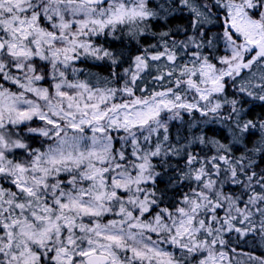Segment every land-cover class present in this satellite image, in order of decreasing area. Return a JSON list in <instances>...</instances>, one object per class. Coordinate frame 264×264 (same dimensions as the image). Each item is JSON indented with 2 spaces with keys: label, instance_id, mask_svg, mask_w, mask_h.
<instances>
[{
  "label": "snow or ice",
  "instance_id": "1",
  "mask_svg": "<svg viewBox=\"0 0 264 264\" xmlns=\"http://www.w3.org/2000/svg\"><path fill=\"white\" fill-rule=\"evenodd\" d=\"M0 264H264V0H0Z\"/></svg>",
  "mask_w": 264,
  "mask_h": 264
}]
</instances>
